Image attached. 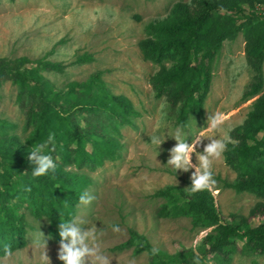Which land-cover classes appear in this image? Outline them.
<instances>
[{
	"label": "trees",
	"instance_id": "obj_1",
	"mask_svg": "<svg viewBox=\"0 0 264 264\" xmlns=\"http://www.w3.org/2000/svg\"><path fill=\"white\" fill-rule=\"evenodd\" d=\"M192 1V7L186 2L174 3L163 19L143 26L144 36L137 42L138 49L144 60L158 68L150 78L153 96L166 99L168 113L178 126L201 115L211 79V62L224 40L241 33L246 63L253 76L240 100L257 96L244 123L234 130L235 143H229L223 153L224 162L236 172L233 181H223V187L247 192L259 200L246 216L230 213L229 221L224 222L211 191L192 194V181L186 180L184 188L165 186L152 193L151 196L164 200L156 214L189 217L193 228H209L201 239L206 257L224 259L236 249L239 253L264 255V14H257L254 9L257 2L264 7V0ZM86 59L82 55L75 61ZM27 61L19 58L10 63L0 58V82L8 79L15 85L25 133L20 140L7 132L15 125L0 120V257L5 256L6 245L12 252L25 246L29 228L25 213L47 220L49 233L61 239L60 222L73 219L79 197L90 184L81 170H93L116 154L119 145L108 130L115 132L117 125L136 114L127 99L110 94L97 75L54 89L39 72H62L64 66L36 60L26 68L23 65ZM49 134L55 137L56 150L51 155L57 168L33 177L35 165L28 159L30 151L37 144L47 143ZM254 217L262 220L251 226ZM128 233V239L116 249L132 246L134 253L145 251L148 264H195L196 254L191 251L153 255L154 247L143 235L131 229ZM199 264H205L201 257Z\"/></svg>",
	"mask_w": 264,
	"mask_h": 264
},
{
	"label": "rangeland",
	"instance_id": "obj_2",
	"mask_svg": "<svg viewBox=\"0 0 264 264\" xmlns=\"http://www.w3.org/2000/svg\"><path fill=\"white\" fill-rule=\"evenodd\" d=\"M176 2L193 6L192 0H0V58L10 63L25 58L26 68L36 60L59 62L64 66L62 72H39L54 89L97 75L110 94L125 97L136 113L117 125L115 132L107 129L119 145L116 154L105 158L93 170H81L90 180L85 192L96 199L87 205L77 204L73 219L84 221L80 225L82 230L96 228L97 243L110 264H148L145 251L134 253L132 246L115 248L128 239L130 229L143 235L165 256L191 251L198 253L205 264H264V255L239 253L237 249L224 259L206 257L202 254L201 239L209 228H193L189 217L156 214L164 200L151 196L152 193L165 186L184 188L185 181L191 180L195 172V168L184 171L167 165L170 149L177 143L168 133L181 128L187 133L188 143L201 133L220 138L222 133L207 130L208 116L220 114L225 117L224 130L231 129L228 134L236 141L234 130L244 123L257 96L240 100L253 71L246 63L243 37L237 33L235 38L222 42L211 62V79L201 115L189 118L183 127L174 123L166 99L153 96L150 78L158 68L142 58L137 42L144 36L143 26L163 19ZM262 5L254 4L257 14L264 11ZM242 7L248 10L244 3ZM82 55L87 57L85 61H75ZM261 72L264 92V59ZM15 93L10 80L0 82V120L14 124L7 132L22 140L24 118ZM153 135L165 139L159 147L151 143ZM209 142L208 138H202L197 144L191 154L194 165H199L198 157ZM212 172L216 185L211 193L220 220L228 222L230 213L246 216L259 199L223 187V181L231 182L236 177L223 155L213 161ZM25 216L29 226L25 246L13 251L11 257H0V264H43V239L51 264H63L58 259L60 239L49 233V222L28 213ZM261 220L262 217H254L249 224L253 226ZM114 225L120 231H113Z\"/></svg>",
	"mask_w": 264,
	"mask_h": 264
},
{
	"label": "clouds",
	"instance_id": "obj_3",
	"mask_svg": "<svg viewBox=\"0 0 264 264\" xmlns=\"http://www.w3.org/2000/svg\"><path fill=\"white\" fill-rule=\"evenodd\" d=\"M225 117L220 114H213L208 116L207 130L211 133H222L220 138H216L214 135H207L205 133L199 134L192 143L186 141L187 133L183 132V129L178 128L174 133H168L169 136L175 138L177 143L170 149V158L167 161V165L172 166L175 170L188 171L191 168H195V172L191 175V185L189 188L190 193L194 194L198 191L207 189L213 191L216 185L212 172L213 161L221 159L224 151L229 143H235L232 137L228 134L231 129L224 130ZM202 138H208L210 141L204 146L203 152L199 155V165L193 164L191 160V154L195 152L196 146L201 142ZM151 143L158 147L163 143L165 139H161L159 136L153 135L150 137ZM49 145L51 147L49 148ZM47 149V151H45ZM55 137L54 134H49L48 142L37 144L30 151L28 159L35 165L32 171L33 177L44 176L49 171L55 172L57 168L56 161L51 155L55 152ZM218 193V189H216ZM95 196L85 192L79 197L80 204H90ZM84 221L79 219H72L66 222H60L59 224V249L58 259L63 261V264H110L109 258L104 255L97 243V231L95 227L82 230L80 225ZM113 231H120L119 226L114 225ZM40 236L44 238V234L40 231ZM42 246L44 251L42 253L43 264H51L50 258L47 255V243L43 239ZM159 249L153 248L152 254H158ZM5 256L11 257L12 251L9 245L5 246ZM200 257L197 253L195 257V264H199Z\"/></svg>",
	"mask_w": 264,
	"mask_h": 264
},
{
	"label": "built area",
	"instance_id": "obj_4",
	"mask_svg": "<svg viewBox=\"0 0 264 264\" xmlns=\"http://www.w3.org/2000/svg\"><path fill=\"white\" fill-rule=\"evenodd\" d=\"M262 13L264 14V11Z\"/></svg>",
	"mask_w": 264,
	"mask_h": 264
}]
</instances>
